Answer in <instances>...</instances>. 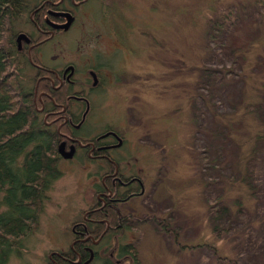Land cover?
Segmentation results:
<instances>
[{
  "label": "rangeland",
  "instance_id": "obj_1",
  "mask_svg": "<svg viewBox=\"0 0 264 264\" xmlns=\"http://www.w3.org/2000/svg\"><path fill=\"white\" fill-rule=\"evenodd\" d=\"M125 6L115 14L108 4L97 12L91 3L69 41L55 40L45 54L76 61L99 46L124 74L119 87L92 94L90 123L101 117L148 146L138 163L161 202L149 199L141 209L149 218L130 223L138 264H264V140L253 139L264 132V89L253 90L264 78V4L126 0ZM26 23L20 29L31 31ZM134 23L142 29L127 35L135 43L118 46L111 26ZM163 72L166 82L158 80ZM253 102L262 111H252ZM59 169L39 230L8 264H41L50 250L69 248L71 226L93 200V180L78 160L62 161Z\"/></svg>",
  "mask_w": 264,
  "mask_h": 264
},
{
  "label": "flooded vegetation",
  "instance_id": "obj_2",
  "mask_svg": "<svg viewBox=\"0 0 264 264\" xmlns=\"http://www.w3.org/2000/svg\"><path fill=\"white\" fill-rule=\"evenodd\" d=\"M91 3H96L97 12L106 4L115 14L118 8L126 7V0H40L30 10L28 25L32 30L18 29L14 35V42L22 53L19 59L25 61L24 71L33 73L29 94L40 100L41 108L37 109L44 116L46 131L54 137L58 134L55 138L60 163L80 161L90 172L89 180H93V200L81 219L71 226L69 248L50 250L41 264H138L134 243L130 241L137 232L130 223L149 218L147 212L141 211L149 199L154 203L161 202L148 189L150 172L138 163L141 154H149L148 146H143L139 136L129 140L131 136L115 130L101 117L99 123H90L95 117L92 94L101 95L112 87H119V80L124 79V74H118L114 62L109 61L110 55L103 56L99 46L95 54L90 53L85 55L86 59L76 61L45 54V47L55 40L69 41L67 35L76 29L82 10L89 12ZM69 15L74 18L72 25L68 29L60 28L67 24ZM131 25L111 26L112 40H116L118 46L123 42L135 43L127 35L142 29L138 27L139 23ZM22 34L30 38V43L24 39L19 42ZM125 68L123 65L122 69ZM21 69L20 64V73ZM141 79L142 76H137L136 81ZM158 80L166 82L165 72L159 74ZM52 95L57 96V101ZM99 126L100 132L93 134ZM59 154L74 155L67 159ZM153 217L159 218L158 215Z\"/></svg>",
  "mask_w": 264,
  "mask_h": 264
},
{
  "label": "trees",
  "instance_id": "obj_3",
  "mask_svg": "<svg viewBox=\"0 0 264 264\" xmlns=\"http://www.w3.org/2000/svg\"><path fill=\"white\" fill-rule=\"evenodd\" d=\"M39 1L0 0V264H8L12 255L21 258L26 240L40 228L50 191L63 175L55 138L58 134L54 137L46 131L44 116L38 110L40 100L29 94L33 82L14 42L16 30L26 23L25 18L28 23L30 10ZM259 2L264 4V0ZM233 11L231 8L227 13ZM254 82L253 90L262 92L264 78ZM51 97L57 101L56 95ZM248 107L262 111L257 102ZM253 139L264 140V132Z\"/></svg>",
  "mask_w": 264,
  "mask_h": 264
},
{
  "label": "water",
  "instance_id": "obj_4",
  "mask_svg": "<svg viewBox=\"0 0 264 264\" xmlns=\"http://www.w3.org/2000/svg\"><path fill=\"white\" fill-rule=\"evenodd\" d=\"M69 17H70V19L68 20L67 24H66L65 26H59L60 28L68 29V28L72 25V23L74 22V18L71 17V15H69ZM22 39H24L27 43H30V38H29L27 35H25V34L20 35V37H19V39H18L19 42H20ZM60 152H61V153L63 152L62 148H60ZM60 155H62V156H64L65 158L69 159V158H72V156H73L74 154H60Z\"/></svg>",
  "mask_w": 264,
  "mask_h": 264
}]
</instances>
